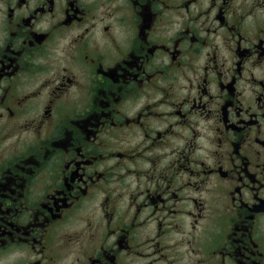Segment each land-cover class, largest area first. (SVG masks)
Returning a JSON list of instances; mask_svg holds the SVG:
<instances>
[{"label": "flooded vegetation", "instance_id": "flooded-vegetation-1", "mask_svg": "<svg viewBox=\"0 0 264 264\" xmlns=\"http://www.w3.org/2000/svg\"><path fill=\"white\" fill-rule=\"evenodd\" d=\"M0 264H264V0H0Z\"/></svg>", "mask_w": 264, "mask_h": 264}]
</instances>
